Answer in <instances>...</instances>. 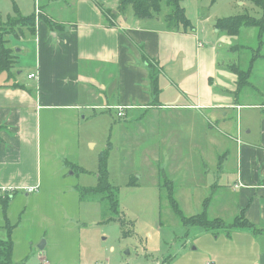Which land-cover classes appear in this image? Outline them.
<instances>
[{"label":"crops","instance_id":"0c3cea01","mask_svg":"<svg viewBox=\"0 0 264 264\" xmlns=\"http://www.w3.org/2000/svg\"><path fill=\"white\" fill-rule=\"evenodd\" d=\"M3 1L0 32L16 62L10 72L0 71V264H26L46 246L45 242L40 248L45 240L34 241L21 252L16 240L24 217L32 212L30 201L45 183V161L53 174L48 189L57 186L55 192L60 194L74 186L70 207L86 199L82 189L98 186L77 182L75 177L87 170L75 162L67 165L72 167L70 177L63 175L66 166L58 157L61 138L55 130L63 125L60 132L76 140L75 124L92 110L105 112L115 121L134 113H139L138 118L148 113L156 118L166 110L197 111L231 135L237 133L235 172L229 171L241 188L234 219L243 214L250 226L234 229V235L232 228L221 230L228 231L231 240L243 234V240L264 244V104L226 96L230 91L221 87L220 47L210 37L213 29L200 34L193 24L187 31L169 30L163 16L138 18L120 0L110 6L101 0ZM143 56L156 64V94ZM243 111L249 119H243ZM60 118L68 123L57 124L45 134V119L51 124ZM160 140L166 141L165 137ZM216 143L221 146V141ZM208 153L207 165L221 169V152L212 158ZM164 156L170 159L173 154ZM30 187L34 190L28 191ZM210 211L209 206V217ZM224 221L231 224L233 220ZM257 248L253 261L240 264H264V247ZM38 258L39 264H51L43 253Z\"/></svg>","mask_w":264,"mask_h":264},{"label":"rangeland","instance_id":"374dc122","mask_svg":"<svg viewBox=\"0 0 264 264\" xmlns=\"http://www.w3.org/2000/svg\"><path fill=\"white\" fill-rule=\"evenodd\" d=\"M101 1L110 6L114 0ZM212 1L182 0V6L198 33L213 29L210 37L220 47L221 87L230 91L226 93L229 99L235 97V100L264 104V32L260 33L257 27H244L241 34L229 35L215 33L218 29L213 27L218 18L243 14L262 17V9L252 0ZM5 5L0 0V9ZM251 62L250 84L242 88L240 77L231 66L247 68ZM132 115L135 118L128 115L126 119L115 121L105 112L95 114L92 110V114L85 119L81 117L75 124L76 140L73 135L60 132L64 126L57 124L68 123L64 119L51 124L45 119V134L57 125L56 135L61 138L58 157L66 166L63 171L66 178L70 177L68 170L72 169L67 165L75 162L87 170L86 174L75 177L77 182L85 186L98 185L100 157L104 154L106 158L108 151V182L117 187L114 198L118 205L112 207L111 200L105 199L102 193H90L84 201L78 200V206L70 207L74 203V186L60 194L55 192L57 186L48 189L53 174L47 171L45 161V183L39 196L30 201L32 212L24 217L16 240H20L17 245L21 252L27 243L34 241L45 240L46 246L43 251L37 250L26 264H39L41 253L51 264H240L253 261V252L264 244L243 240V234L231 240L226 230L214 232L198 225L187 226L170 204L173 194L187 217L201 213L206 204L207 210L211 208V217L234 220L241 191L231 174L235 172L237 133L231 135L233 132L230 134L216 121L211 123L197 111L181 114L166 110L156 118L149 113L143 118H138L139 113ZM243 119H249L247 111H243ZM161 137L166 141H159ZM217 141H221V146ZM163 142L174 148H168ZM208 151L209 158L221 152L224 157L221 169L207 165L205 154ZM171 153L170 159L164 156ZM46 156L44 154L45 160ZM120 219L125 222L124 226ZM125 230L129 231L126 236ZM231 234L237 233L233 229Z\"/></svg>","mask_w":264,"mask_h":264},{"label":"trees","instance_id":"16d2710c","mask_svg":"<svg viewBox=\"0 0 264 264\" xmlns=\"http://www.w3.org/2000/svg\"><path fill=\"white\" fill-rule=\"evenodd\" d=\"M121 6H131L135 15L138 18L146 19L153 18L157 16H163L166 21L169 30L179 31V30H190L194 28V25L190 18H188L184 7L182 6V0H121ZM213 0L212 2H214ZM254 4L262 9V17H254L251 14H243L235 17H224L218 18L215 23V27L219 32H226L229 35H239L244 27H257L259 32H264V0H252ZM164 7L168 8L165 9ZM164 12V13H163ZM109 14H115L110 10ZM113 25V24H112ZM144 60L148 64L150 69L151 86L154 93H158L159 86L157 83L156 64L151 62L146 56H143ZM16 58L14 51L8 45V40L5 34L0 32V71L10 72L13 68ZM253 62L247 68H241L237 65L231 66V69L240 77V85L245 88L250 84L248 81L252 72ZM107 156L108 151H106V158L104 154L100 157V176L98 186L91 189H82L81 196L89 198L90 193H102L105 195V199H110L112 207L118 205L117 200L114 198V191H117V187L112 186L108 182V171H107ZM170 204L175 211L182 216L185 224L187 226H201L206 231H220L219 229L232 228L238 229L243 227H249L250 223L247 218L241 214L237 216L231 224L226 223L222 218H211L205 209L201 213H197L191 216H185L179 207L173 194L170 195ZM122 226L125 222L120 219ZM129 231L125 230L124 235H128Z\"/></svg>","mask_w":264,"mask_h":264},{"label":"built area","instance_id":"2783aa9c","mask_svg":"<svg viewBox=\"0 0 264 264\" xmlns=\"http://www.w3.org/2000/svg\"><path fill=\"white\" fill-rule=\"evenodd\" d=\"M34 76H35L34 74H31L29 77L32 78V77H34ZM120 114H121V113H120ZM27 190H28V191H33L34 188H33V187H30V188H27ZM2 192H3V191H2L1 188H0V195L2 194ZM44 264H49V263H48V262H45Z\"/></svg>","mask_w":264,"mask_h":264},{"label":"water","instance_id":"95a60500","mask_svg":"<svg viewBox=\"0 0 264 264\" xmlns=\"http://www.w3.org/2000/svg\"><path fill=\"white\" fill-rule=\"evenodd\" d=\"M45 245V241L42 242V244H40V248H43Z\"/></svg>","mask_w":264,"mask_h":264}]
</instances>
